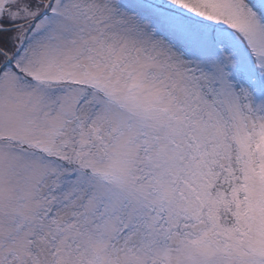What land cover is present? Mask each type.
<instances>
[{"label":"snow or ice","instance_id":"1","mask_svg":"<svg viewBox=\"0 0 264 264\" xmlns=\"http://www.w3.org/2000/svg\"><path fill=\"white\" fill-rule=\"evenodd\" d=\"M0 264H264V0H0Z\"/></svg>","mask_w":264,"mask_h":264}]
</instances>
